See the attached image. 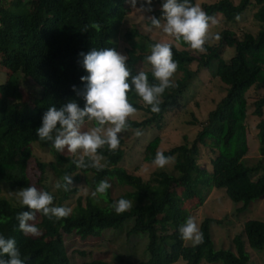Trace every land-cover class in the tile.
Listing matches in <instances>:
<instances>
[{"label":"trees","instance_id":"trees-1","mask_svg":"<svg viewBox=\"0 0 264 264\" xmlns=\"http://www.w3.org/2000/svg\"><path fill=\"white\" fill-rule=\"evenodd\" d=\"M126 1L0 0V65L7 72L5 81L0 83V188L2 184L19 190L32 186L25 171L32 154V143L50 144L36 135L43 114L50 106L60 108L70 100L84 107V99L73 91V85L83 90L85 84L80 78L88 75L78 62L81 59L79 53H87L93 48L117 49L113 34L128 12ZM154 1L161 7L162 0ZM189 3L195 5V0H189ZM250 5L257 7L254 18L264 24V0H239L236 4L231 0H217L204 3L202 9L209 16L221 14L227 21L234 22ZM94 23L100 25L99 30L91 27ZM136 33L133 30L127 36ZM218 35L219 44L206 43V51L199 56L193 55L190 46L182 40H176L178 44L169 42L179 68L196 61L199 68L208 69L227 86L226 95L209 112L190 144L185 142L158 150L159 139L155 137L146 145L144 160L147 162H153L157 151L166 157H174L171 172L158 168L144 180L119 165L124 156L121 136L120 147L115 152L109 151L107 146L98 150V155L104 159L102 170L78 168L74 157L63 168V176H71L75 170L92 172L95 180L112 175L118 182L132 187L134 194L146 198L150 211L130 207L124 213L116 214L112 205L122 197L111 199L110 206L105 208L91 198L85 204L78 199L69 216L49 220L42 215V234L26 236L19 230L16 219L19 213L27 210L26 207L0 197V235L15 239L24 264H71L62 234H74L81 239L99 237L104 230L121 228L130 219L133 224L129 234H145L148 238L149 259L141 264H177L180 260L185 264H248L245 244L254 249L264 247V220L259 219L245 221V239L242 235L233 238L234 251L215 249L209 217L198 227L203 234L202 243L186 245L179 233L183 224V202L196 197L202 199L204 188L224 190L231 201L242 203L239 211L264 195V164L247 166L242 161L247 152L245 93L254 85L264 88V29L256 35L246 32L241 38L229 29H223ZM225 47H234L235 51L227 62L222 57ZM127 57V67L134 76L138 73L135 70L137 56L129 49ZM147 74L150 84L158 83L151 72ZM19 75L29 77L40 88L39 98L32 108L22 105ZM184 82L165 90L159 98V113H153L151 106L144 104L134 89L130 91L129 102L144 112L145 117L128 119V128L159 129L165 115L181 107ZM253 114L259 118L257 138L259 153L264 157V95L255 100ZM201 146L214 155L210 170L197 163ZM85 162H88L87 157ZM37 164L42 174L43 165ZM155 185L164 187L162 195L158 196L152 190ZM74 192L76 189L64 191L58 206L64 207L63 202ZM0 258L7 259L6 256ZM81 264L108 263L95 259Z\"/></svg>","mask_w":264,"mask_h":264},{"label":"rangeland","instance_id":"rangeland-1","mask_svg":"<svg viewBox=\"0 0 264 264\" xmlns=\"http://www.w3.org/2000/svg\"><path fill=\"white\" fill-rule=\"evenodd\" d=\"M217 0H195V5L202 8L204 3H212ZM238 3L239 0H231ZM4 2V1H2ZM145 0H137L136 7H132L129 0L125 2L128 12L119 23L113 39L117 44V51L128 56V50L137 56L135 70L151 72V65L145 60L150 54L151 45L159 42H171L178 44L175 38L167 36L163 33L162 28H155L150 24V17H162L161 7L152 0V11H146L141 8ZM257 7L255 5L248 6L236 21H227L221 14L216 15V24L210 25V35L219 34L223 29L234 31L237 37L241 38L244 33L256 35L259 30L264 29V24L258 22L254 18ZM163 24V20L161 21ZM136 30V34L128 37L130 31ZM219 40L211 39L206 42L209 45H218ZM191 50L195 56H199L201 52ZM234 47H225L222 57L227 62L234 55ZM203 53V52H202ZM7 77L6 70L0 65V83L4 82ZM19 83L23 96L22 105L32 108L39 98V86H37L29 77L19 75ZM184 89L180 97L181 107L172 112H168L158 129L156 127H148L139 129L142 135L137 137L135 132L137 129L127 128L120 136L124 139L123 150L124 156L119 165L126 168L129 172L140 176L147 180L154 170L159 167L153 162L144 160V149L146 145L155 137L159 139L158 150H167L175 145L182 143H191L201 129V124L208 117L216 104L222 97L226 95L227 86L217 77L211 75L206 68H199L196 61L187 67L177 69L172 77L173 84L184 81ZM158 82V81H157ZM264 95V88L257 85L252 86L245 93L246 98V114H245V142L247 152L243 155L242 161L247 166H256L259 162L264 164V157L259 153V141L257 138V123L259 118L253 114L254 102ZM145 117L144 112L137 110L130 120H141ZM94 126V122L86 124L84 130ZM31 157L27 161L26 175L30 180V184L41 191H48L54 196L53 206H58L63 196L64 190L55 189V183L62 181V171L69 165L72 157L78 159L79 153L72 154L65 149L58 152L50 144L41 142L32 143ZM213 154L208 148L200 147L198 165L211 169V159ZM42 163L43 172L37 163ZM104 159L101 160V163ZM175 160L173 159L163 169L171 172L173 170ZM75 177L70 189H76V192L69 195V198L63 202L64 207L71 210L76 206L77 200L80 199L85 204L88 198L94 200L102 208L110 206L111 199L122 197L131 201V207L134 209H143L147 213L150 211L149 201L137 194L130 186L118 182L112 175H108L99 180L94 179L92 172H81L75 170L70 174ZM108 179L111 187L106 193H97L93 197L97 185L101 180ZM19 189H10L6 184H2L0 188V197H4L15 205H19L16 199V192ZM152 190L158 195H162L164 187L160 185L152 186ZM175 191V190H173ZM177 191V190H176ZM202 199L198 197L183 202L182 221L186 218L194 217L199 227L200 222L209 217L212 219L210 223V231L215 249H231L234 251L233 238L236 235H243V225L247 219L264 220V195L252 201L248 207L239 211L241 202L235 203L231 201L224 193V190L209 187L202 190ZM39 236L43 232L42 215L37 214L35 221ZM133 224V220L127 221L121 228L104 230L99 237H88L81 239L79 236L63 235L64 244L67 255L71 264H81L85 261L100 259L108 264H141L149 259V253L146 249L148 238L145 234H129L128 230ZM186 245H192L193 242L187 241ZM245 249L249 253L248 264H264V247L262 249L250 248L245 244ZM177 264H185L178 261ZM209 264V263H201ZM215 264V263H214Z\"/></svg>","mask_w":264,"mask_h":264},{"label":"clouds","instance_id":"clouds-1","mask_svg":"<svg viewBox=\"0 0 264 264\" xmlns=\"http://www.w3.org/2000/svg\"><path fill=\"white\" fill-rule=\"evenodd\" d=\"M132 7H136L137 0H129ZM152 0H145L141 5L143 10L151 12ZM162 17L151 16L152 25L162 28L167 36L182 40L192 50L205 52V44L211 39L219 40L218 34L210 35V25L216 24L214 16H209L200 6L191 5L189 0H162ZM163 20V24L161 21ZM91 27L99 30L100 25L94 23ZM78 61L88 73L80 79L84 82L83 90L73 85V91L81 96L84 107L75 100H70L60 108L50 106L43 114L41 126L36 129V135L41 141L50 142L58 152L65 149L69 153H79L75 161L78 168H94L102 170L103 157L98 150L107 146L108 150L115 152L120 147V134L128 128V119L137 109L129 102L128 93L134 89L144 104L151 106L153 113L160 112V97L165 90L174 87L172 77L178 69V61L173 59L172 45L159 42L151 45L150 54L145 60L152 67V76L158 83L150 84L148 74L140 71L132 75L127 67L128 57L115 48H93L87 53H79ZM130 78V81H129ZM94 122V126L84 130L87 123ZM137 137L142 132L137 129ZM85 157L88 162H85ZM174 157L165 156L157 151L153 164L164 168ZM62 181L55 183V189L69 190L73 178L64 175ZM111 187L108 179L101 180L93 197L97 193L103 194ZM16 199L26 211L19 213V230L24 235H37L39 229L35 221L37 214L48 217L49 220H60L70 215L71 209L63 206H53L54 196L48 191H41L35 186L23 187L16 192ZM131 201L124 198L114 202L112 208L116 214H122L131 207ZM179 233L185 242L191 241L199 244L203 241V234L197 227L194 217L186 218L179 227ZM0 264H24L21 254L13 238L0 235Z\"/></svg>","mask_w":264,"mask_h":264}]
</instances>
